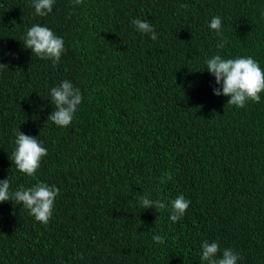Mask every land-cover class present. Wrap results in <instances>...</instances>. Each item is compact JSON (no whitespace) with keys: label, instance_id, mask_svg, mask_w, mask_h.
<instances>
[{"label":"trees","instance_id":"1","mask_svg":"<svg viewBox=\"0 0 264 264\" xmlns=\"http://www.w3.org/2000/svg\"><path fill=\"white\" fill-rule=\"evenodd\" d=\"M34 24L63 37L55 66L23 46ZM217 54L264 69V0H55L46 16L32 0H0V180L60 189L47 224L0 202V264H206L205 240L264 264V92L243 108L214 95L205 62ZM63 80L83 96L68 127L47 120ZM14 129L47 148L34 177L9 159ZM143 195L169 206L143 209ZM178 195L190 205L172 222Z\"/></svg>","mask_w":264,"mask_h":264},{"label":"clouds","instance_id":"2","mask_svg":"<svg viewBox=\"0 0 264 264\" xmlns=\"http://www.w3.org/2000/svg\"><path fill=\"white\" fill-rule=\"evenodd\" d=\"M55 0H32L35 14L46 16L52 11ZM83 0H73L74 5H79ZM182 8H187V4H181ZM135 29L143 34H150L152 40L158 39L154 27L147 21L135 18L132 20ZM209 28L214 30L217 36L222 39L217 44V48H224L226 39L223 38L222 20L219 16H213L209 23ZM23 46L31 50L32 54L42 59L51 60L53 66L59 63L62 54L65 52L63 37L57 36L49 27L34 24L27 29L23 40ZM206 68L215 77L216 84L221 88H213L214 95H224L229 97L227 104L235 105L239 108L245 107L248 101L259 103L261 93L264 92V69L259 62L248 57L222 58L217 54L206 60ZM7 65L0 63V68ZM51 103L55 105L47 120L52 121L60 127H68L81 104L83 96L79 88L74 87L72 82L63 80L56 87L50 89ZM15 132V149L9 158L15 168L22 174L34 177L41 166L42 159L48 154L47 148L37 139V136L25 134L19 129ZM172 179L170 172H166L161 178V183H166ZM10 180L8 178L0 180V202L11 201L15 204H22L29 210L35 220L41 224H47L52 215L55 200L60 193V189L55 185L38 182L35 185L24 188L18 187L15 191H10ZM143 209L149 207L155 210L168 208V203L162 199H150L147 195L139 198ZM171 210L169 219L172 222L179 221L190 205V200L184 195H178L170 201ZM153 241L158 244L165 243V237L159 234L153 235ZM201 261L206 264H237L242 259L239 253L231 248L221 250L216 241H203ZM222 251V256L217 254Z\"/></svg>","mask_w":264,"mask_h":264}]
</instances>
